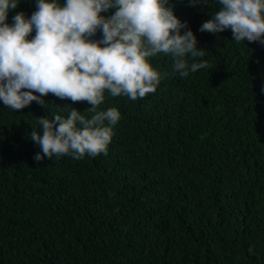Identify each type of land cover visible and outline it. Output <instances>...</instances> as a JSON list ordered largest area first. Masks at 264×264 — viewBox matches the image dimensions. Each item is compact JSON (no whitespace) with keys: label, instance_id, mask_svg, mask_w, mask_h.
<instances>
[{"label":"trees","instance_id":"trees-1","mask_svg":"<svg viewBox=\"0 0 264 264\" xmlns=\"http://www.w3.org/2000/svg\"><path fill=\"white\" fill-rule=\"evenodd\" d=\"M168 6L209 67L172 75L161 53L150 63L168 75L154 94L106 92L98 110L120 112L107 155L33 159L37 117L90 118L87 102L0 101V264H264V44L199 31L218 0ZM35 10L20 0L6 23Z\"/></svg>","mask_w":264,"mask_h":264},{"label":"clouds","instance_id":"clouds-1","mask_svg":"<svg viewBox=\"0 0 264 264\" xmlns=\"http://www.w3.org/2000/svg\"><path fill=\"white\" fill-rule=\"evenodd\" d=\"M19 2L0 0V101L18 111L33 101L44 107L42 97L51 94L87 102L91 107L86 111L92 113L86 118L71 108L67 118L37 117L42 135L36 128L29 134L41 149L33 157L36 162L107 155L120 112L115 107L98 110L105 93L133 101L154 94L168 75L150 63L157 54L172 57V75L187 77L209 67L206 61L196 62L205 50L197 48L190 29L181 34L187 22L174 15L169 0H36L30 18L18 12L9 25L8 12ZM201 2L207 0H189L192 6ZM218 3L220 9L199 31L230 29L233 41L264 44V0ZM109 9H115L113 15H100ZM98 30L102 38L91 39Z\"/></svg>","mask_w":264,"mask_h":264}]
</instances>
